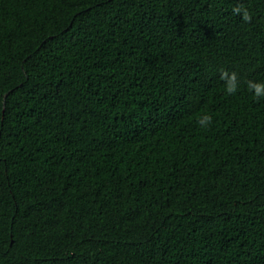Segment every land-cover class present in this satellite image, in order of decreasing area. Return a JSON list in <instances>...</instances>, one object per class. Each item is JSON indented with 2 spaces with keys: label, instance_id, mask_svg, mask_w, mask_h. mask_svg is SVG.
<instances>
[{
  "label": "trees",
  "instance_id": "trees-1",
  "mask_svg": "<svg viewBox=\"0 0 264 264\" xmlns=\"http://www.w3.org/2000/svg\"><path fill=\"white\" fill-rule=\"evenodd\" d=\"M248 81L264 0H0V264H264Z\"/></svg>",
  "mask_w": 264,
  "mask_h": 264
},
{
  "label": "clouds",
  "instance_id": "clouds-1",
  "mask_svg": "<svg viewBox=\"0 0 264 264\" xmlns=\"http://www.w3.org/2000/svg\"><path fill=\"white\" fill-rule=\"evenodd\" d=\"M233 12L236 15H241L242 20L245 22H248L251 19L250 13L242 5H237L236 7H234ZM220 78L225 81L227 94L233 95L237 92L239 81L235 72L229 74L227 71H222ZM247 87L250 91H252L255 98L259 99L261 97H264V83L248 81ZM211 120V116L205 115L199 120V123L202 127H204L206 125H209L211 123Z\"/></svg>",
  "mask_w": 264,
  "mask_h": 264
}]
</instances>
